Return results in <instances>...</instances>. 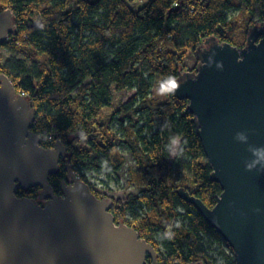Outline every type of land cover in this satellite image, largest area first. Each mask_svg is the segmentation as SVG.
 Listing matches in <instances>:
<instances>
[{
	"label": "trees",
	"instance_id": "trees-1",
	"mask_svg": "<svg viewBox=\"0 0 264 264\" xmlns=\"http://www.w3.org/2000/svg\"><path fill=\"white\" fill-rule=\"evenodd\" d=\"M5 9L15 18L16 33L0 48L11 43L30 61L0 72L29 98L35 112L31 132L39 145L49 149L58 141L67 147L71 170L87 185L85 172H118L125 163L120 148L126 146L137 166L129 168V182L140 191L114 203L115 221L129 217L126 226L151 244L156 264H236L229 246L176 194L183 187L212 208L221 193L210 179L187 102L173 91L159 102L152 88L157 79L162 89L169 77L176 80L186 53L205 38L244 48L250 30L264 22V0H0V13ZM112 90L133 91L114 114L122 118L119 142L108 138L107 122L100 119L112 105ZM66 175L60 162L48 178L54 195L61 194ZM181 175L193 189L177 182ZM39 191L18 189L16 196L36 199ZM146 264H152L149 258Z\"/></svg>",
	"mask_w": 264,
	"mask_h": 264
},
{
	"label": "water",
	"instance_id": "water-1",
	"mask_svg": "<svg viewBox=\"0 0 264 264\" xmlns=\"http://www.w3.org/2000/svg\"><path fill=\"white\" fill-rule=\"evenodd\" d=\"M15 33V18L5 9L0 45ZM194 56L195 71L179 74L173 96L187 102L221 193L212 208L184 188L176 194L229 246L236 264H264V154L248 150L264 147V22L250 30L242 49L211 36ZM34 116L29 98L0 72V264H146L147 258L156 264L151 244L115 221L113 201L96 198L71 170L65 146L39 145ZM60 162L67 175L54 195L48 178ZM34 187L36 199L16 196Z\"/></svg>",
	"mask_w": 264,
	"mask_h": 264
},
{
	"label": "rangeland",
	"instance_id": "rangeland-1",
	"mask_svg": "<svg viewBox=\"0 0 264 264\" xmlns=\"http://www.w3.org/2000/svg\"><path fill=\"white\" fill-rule=\"evenodd\" d=\"M145 1L136 5V7H140ZM30 58H28L26 51L14 46L13 44L9 43L6 47L0 48V68L1 69H13L17 66L18 63H24L28 66V62ZM197 65V60L194 56V52L188 51L185 55L184 59V72L185 71H194ZM162 87L160 81L157 79L155 80L154 86L152 88V97L158 100L159 102H165L167 99V94H161ZM133 94V91H125L120 93H115L112 90V98L113 102L109 108L104 109L101 112V117L104 122H107V136L110 139H113L116 142L120 141V137L117 133L118 130V120L122 119L121 115H114L115 111L120 102H125L129 99ZM85 146V143L82 142L76 145V148H81ZM67 150V147H65ZM179 148V140H176L169 148V156L167 158V162L172 165L176 158V153ZM121 154L125 159V163L123 167L116 173L110 174L108 172H102L98 175L92 172H85L86 182L88 185L94 190L97 194L99 199H110L113 203H117L118 201L124 203L130 196H137L139 194L140 189L133 186L129 180V168L137 169V166L126 148V146H121L120 148ZM178 183L182 184L183 186L193 189L194 186L189 177L186 175H181L180 178L177 180ZM183 188V187H180ZM119 221H123L125 225L129 217L126 216V219H118ZM211 256H215L213 251H209ZM216 264H223L221 261H218Z\"/></svg>",
	"mask_w": 264,
	"mask_h": 264
},
{
	"label": "clouds",
	"instance_id": "clouds-1",
	"mask_svg": "<svg viewBox=\"0 0 264 264\" xmlns=\"http://www.w3.org/2000/svg\"><path fill=\"white\" fill-rule=\"evenodd\" d=\"M177 87H178V85L175 82L174 78L169 77L167 79V81H165L163 90L160 91V93L161 94H166V93L172 92ZM237 138H242V135L238 133L237 134ZM248 150L249 151H252L253 154H264V147H262L260 149H254L252 146H249V149ZM252 167H253V165L246 164V169L247 170H251ZM257 211H259V209H257Z\"/></svg>",
	"mask_w": 264,
	"mask_h": 264
},
{
	"label": "built area",
	"instance_id": "built-area-1",
	"mask_svg": "<svg viewBox=\"0 0 264 264\" xmlns=\"http://www.w3.org/2000/svg\"><path fill=\"white\" fill-rule=\"evenodd\" d=\"M19 94H20L21 96H25V94H24V93H22V92H19Z\"/></svg>",
	"mask_w": 264,
	"mask_h": 264
},
{
	"label": "flooded vegetation",
	"instance_id": "flooded-vegetation-1",
	"mask_svg": "<svg viewBox=\"0 0 264 264\" xmlns=\"http://www.w3.org/2000/svg\"><path fill=\"white\" fill-rule=\"evenodd\" d=\"M65 181V180H64ZM61 184H62V182H61ZM40 192V191H39Z\"/></svg>",
	"mask_w": 264,
	"mask_h": 264
}]
</instances>
